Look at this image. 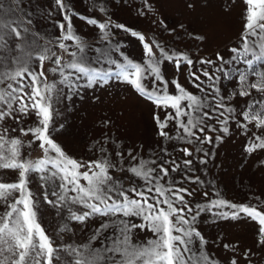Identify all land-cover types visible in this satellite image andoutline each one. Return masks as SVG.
Wrapping results in <instances>:
<instances>
[{
	"label": "snow or ice",
	"instance_id": "snow-or-ice-1",
	"mask_svg": "<svg viewBox=\"0 0 264 264\" xmlns=\"http://www.w3.org/2000/svg\"><path fill=\"white\" fill-rule=\"evenodd\" d=\"M243 4V30L237 45L227 49V59L216 52L214 59L194 60L186 53L168 51L155 39L149 43L142 34L132 31L131 35L142 43L144 57L142 62H134L112 55L119 49L110 46L109 30L115 27L129 31L123 24L80 15L65 0H55L62 17L56 25L60 35L40 45L38 34L26 26L31 21L24 16L21 0H10L7 8L0 2V122L19 124L22 116L33 113L37 120L33 127L0 128V170L18 171L15 182L0 180V204L4 205L0 212V264H219L207 252V241L195 223L200 212L213 209H218L215 215L225 220L247 218L257 223L255 243L264 250V201L259 197L255 198L257 202L237 204L220 198L217 192L216 199L198 204L194 211L188 198L197 190L171 176L184 172L183 182L203 185L200 177L187 175L194 171L193 152L203 153L199 163L207 164L210 153L200 145L221 141L233 122L247 137V155L264 151V70L256 68L258 64L264 68V0H243ZM92 5L106 14V8L102 4L97 7L96 0ZM144 6L151 8L149 0H144ZM73 16L97 28L101 40L109 43V48H96L95 62L87 55L91 45L73 31ZM160 23L166 28L163 21ZM189 35L201 42L207 39ZM45 61L54 65L49 71L58 73L60 83L69 88L77 87L80 80L88 86L107 84L113 77L130 85L156 109L152 115L156 134L163 141L181 142L183 159L174 158L165 147L148 158L133 149L125 153L119 144L106 147L107 138L98 145L96 159L77 161L68 156L50 133L55 84L48 82ZM163 63L174 64L182 74L186 68L188 83L196 92L180 79L166 77ZM230 78L235 88L227 93L220 82ZM253 92L259 99H249L237 112L231 105L233 97L251 98ZM17 131L18 136L10 135ZM216 132L221 135H209ZM22 136L32 137L29 147L38 142L43 153L39 159L22 158ZM257 162L264 168V160ZM113 170L121 175H114ZM31 173L39 174L44 189L42 201L28 187ZM202 195L208 198L209 192ZM41 203L58 209V214L66 210L67 219L79 224L99 218V226L83 243L54 246L40 220ZM69 230L64 224L59 233ZM140 232H149L152 238L142 240ZM222 247L231 253L227 264H240L241 258L250 264L254 254L250 248L241 251L231 243Z\"/></svg>",
	"mask_w": 264,
	"mask_h": 264
},
{
	"label": "rangeland",
	"instance_id": "rangeland-1",
	"mask_svg": "<svg viewBox=\"0 0 264 264\" xmlns=\"http://www.w3.org/2000/svg\"><path fill=\"white\" fill-rule=\"evenodd\" d=\"M0 2L7 8L10 0ZM65 2L80 15L95 17L98 21L110 19L113 25H125L129 29L127 32L115 27L109 30L110 46L119 49L112 55L114 59L122 60L123 57H128L134 62H142L144 57L142 43L131 35L132 31L142 34L149 43L155 39L168 51L186 53L194 60L198 57L214 59L216 52H220L227 59L229 56L227 49L237 45L244 23L243 0H149L150 9L145 8L144 0H96L97 7L102 4L106 8V14L94 10L92 0ZM189 4L193 6L189 7ZM21 9L27 20L31 21L26 26L38 34L37 40L40 45H45L47 41L54 40L60 35L56 25L62 17L55 8V0H21ZM16 15L19 16L20 12ZM160 21L164 22L166 28ZM181 25L184 27L181 28ZM170 29L176 31L169 32ZM73 31L91 45L87 55L92 62L96 61L97 47L109 48V43L101 40L102 34L99 30L77 16H73ZM189 34L204 35L207 39L204 42L197 41ZM53 48L57 54H61L58 48L54 46ZM65 59L68 57L65 56ZM35 64L38 68V62ZM52 67L54 65L50 61H45L44 70L48 82L55 84L51 101L53 118L50 133L54 142L68 156L77 161L96 159L99 156V152L96 151L98 145L107 138L109 143L105 145L106 147L111 148L119 144L125 153L133 149L148 158L161 147H165L174 158L183 159L179 153L181 142L163 141L156 134L152 120L156 109L136 94L130 85L113 77L107 84L88 86L85 80H80L76 82L77 87L69 88L60 83L61 77L58 73L49 71ZM161 68L166 77L178 78L185 87L196 92L188 83L186 68L183 74L177 72L175 65L171 63H163ZM256 68L257 71L264 70L259 64ZM220 83L222 91L233 92L234 80L222 79ZM252 98L259 99V94L253 92L251 98L235 96L231 105L239 112ZM105 121L109 123L106 124ZM36 123V116L33 113L31 116H22L19 124L11 120L0 122V128H28L35 126ZM229 129V133L224 135L221 141H214L211 145H200L205 152L210 153L206 157L207 164L199 163L198 157L203 153L193 152L191 159L194 171L188 172L187 175L200 177L203 185L183 182L181 177L184 176V172L171 173L178 183H184L185 187L197 190L193 197L188 198L194 211L197 210L198 204L203 206L208 200L216 199L214 193L217 192L220 193V198L237 204L257 202L256 197L264 201V168L257 162L264 160V151H258L252 156L247 155L244 151V146L248 142L246 135L238 129L235 122L229 125ZM169 130L175 135L173 125L169 126ZM10 135L18 136L19 132ZM209 135L215 137L221 133ZM21 139L24 143V148L21 149L22 158L36 160L43 155L38 142L31 147L28 146L31 136H22ZM113 173L121 175L115 170ZM17 179V170H0V180L15 182ZM29 180L28 187L42 201L44 189L40 187L39 174L31 173ZM204 191L209 192L208 198L202 195ZM3 211L4 205L0 204V212ZM217 211L218 209L200 212L195 222L207 241V252L217 259L219 264H227L231 253L226 252L222 244L231 243L238 245L241 251L249 248L252 250L254 254L250 257V264H264V250L255 243L257 223L247 218L225 220L215 215ZM58 212V209L48 204L41 203L39 206L42 226L52 238L54 246L83 243L90 238L100 223L99 218H94L87 224H79L67 219L66 210L60 214ZM64 224H67L70 230L59 233V228ZM139 237L146 241L152 238V235L149 232H140ZM240 264H248V261L241 258Z\"/></svg>",
	"mask_w": 264,
	"mask_h": 264
}]
</instances>
